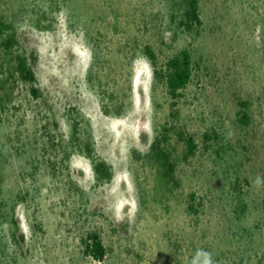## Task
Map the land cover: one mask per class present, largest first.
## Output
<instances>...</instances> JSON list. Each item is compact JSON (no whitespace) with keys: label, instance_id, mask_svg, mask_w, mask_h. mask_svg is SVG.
Returning <instances> with one entry per match:
<instances>
[{"label":"rangeland","instance_id":"rangeland-1","mask_svg":"<svg viewBox=\"0 0 264 264\" xmlns=\"http://www.w3.org/2000/svg\"><path fill=\"white\" fill-rule=\"evenodd\" d=\"M187 2L0 0V264H264V0H199V33ZM146 47L158 68L190 52L177 100Z\"/></svg>","mask_w":264,"mask_h":264},{"label":"trees","instance_id":"trees-1","mask_svg":"<svg viewBox=\"0 0 264 264\" xmlns=\"http://www.w3.org/2000/svg\"><path fill=\"white\" fill-rule=\"evenodd\" d=\"M182 28L187 32H200L202 27V19L200 16V4L199 0H188L187 8L184 12V19L181 22ZM12 30V26L0 18V34L8 33ZM14 35L10 36L5 44H2L8 49H11L15 45ZM145 54L150 60L152 66L154 67L155 77L164 81L167 86V92L171 99L177 100L181 96V92L186 89L188 84L191 82L193 76V62L191 54L188 50H183L179 54L170 58L164 65V68L157 67V58L150 47H146ZM16 72L18 77L24 81L34 84L36 81L34 71L30 68L27 60L21 56L16 57ZM33 94L37 95V90L32 89ZM108 112V110H106ZM119 112V111H118ZM241 122L248 124V116L244 110L240 111ZM74 131H77L76 124ZM187 145L186 157H192L195 155L196 145L191 137L185 139ZM86 152V156L93 160L94 168L96 174L101 179H110L111 172L106 164L102 162H96L93 158V150L89 144L83 147ZM156 155L161 162V167L163 168V176L166 182L173 180L174 173V163L171 162L170 156L160 149L159 145L154 147ZM82 151V149L80 150ZM3 207L7 205L0 202V212ZM6 216V214L2 215ZM83 255L86 258H90L94 261H103L106 256V247L103 243L102 238L96 232L89 233L85 238L82 239Z\"/></svg>","mask_w":264,"mask_h":264},{"label":"clouds","instance_id":"clouds-1","mask_svg":"<svg viewBox=\"0 0 264 264\" xmlns=\"http://www.w3.org/2000/svg\"><path fill=\"white\" fill-rule=\"evenodd\" d=\"M258 182H259V181H258ZM206 255H207V254H206ZM205 264H212L211 259H210V258L206 259V260H205Z\"/></svg>","mask_w":264,"mask_h":264}]
</instances>
